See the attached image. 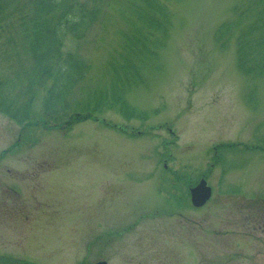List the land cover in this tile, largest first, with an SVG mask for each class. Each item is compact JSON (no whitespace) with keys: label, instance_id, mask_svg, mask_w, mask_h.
Wrapping results in <instances>:
<instances>
[{"label":"rangeland","instance_id":"1","mask_svg":"<svg viewBox=\"0 0 264 264\" xmlns=\"http://www.w3.org/2000/svg\"><path fill=\"white\" fill-rule=\"evenodd\" d=\"M10 1L0 82L15 100L31 64L29 0ZM88 1L103 16L66 50L85 59L96 98L116 71L141 78L123 96L136 115L116 98L96 119L45 125L43 92L23 123L0 108V264H264V1L157 0L170 29L138 39L159 56L136 57L140 69L126 68L130 39L142 48L126 0ZM202 180L213 194L194 207Z\"/></svg>","mask_w":264,"mask_h":264},{"label":"trees","instance_id":"2","mask_svg":"<svg viewBox=\"0 0 264 264\" xmlns=\"http://www.w3.org/2000/svg\"><path fill=\"white\" fill-rule=\"evenodd\" d=\"M11 5L10 0H1L0 18L11 10ZM125 5L128 18L126 28L130 29L131 38L138 40L148 35L149 29L162 30L164 34L170 29L168 10L157 0H126ZM20 9V6L16 7V11ZM22 11L30 20L26 30V40L30 42L31 57L28 60L31 64L26 74L18 76L20 78L26 75L27 83H21L23 89H20L15 100L8 96L5 83L0 82V108L7 110L3 112L16 119L22 113L23 119H19V122L23 123L27 121L30 102L36 94L43 92L46 95L43 102L47 117L43 120L45 125L50 118H54L56 125L64 126L78 123L83 119H96V114L102 112L100 103L116 98H119V106L124 116L131 119L136 115L123 96L132 80L141 81V78L125 76V74L123 77V69L116 71L117 86H114L111 91L104 92L107 94L102 98H96L93 94L90 95L91 88L84 80L86 71L89 69L85 59L77 50L73 52L66 50V44L70 38H73L75 42L80 41L100 19L102 15L100 4H92L88 0H29L27 4H24ZM136 21L139 22L138 25ZM145 42V38L138 40V47L142 46V48H136V42L130 39L128 44L133 48H127L132 56L128 61L126 58L128 64L126 68H141L142 64L139 66L134 62L136 57L141 56L144 60L150 55L152 62L159 57L155 51L146 47ZM163 47L164 45H159L158 50ZM114 62L115 59L112 58L111 63ZM135 75H139V72H135ZM24 99L27 104L24 107H18L16 102L18 100L23 102ZM73 108L74 114L76 112L77 114L68 117V111ZM29 125H31L30 122L27 126Z\"/></svg>","mask_w":264,"mask_h":264},{"label":"water","instance_id":"3","mask_svg":"<svg viewBox=\"0 0 264 264\" xmlns=\"http://www.w3.org/2000/svg\"><path fill=\"white\" fill-rule=\"evenodd\" d=\"M192 203L195 207H202L212 196V188L208 186L206 180H202L191 190ZM96 264H108L106 261H100Z\"/></svg>","mask_w":264,"mask_h":264}]
</instances>
